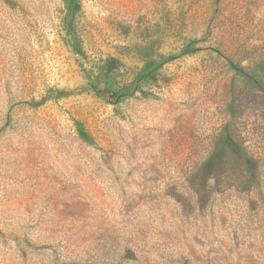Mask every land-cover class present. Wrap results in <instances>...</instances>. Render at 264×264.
<instances>
[{
  "label": "rangeland",
  "instance_id": "1",
  "mask_svg": "<svg viewBox=\"0 0 264 264\" xmlns=\"http://www.w3.org/2000/svg\"><path fill=\"white\" fill-rule=\"evenodd\" d=\"M0 264H264V0H0Z\"/></svg>",
  "mask_w": 264,
  "mask_h": 264
},
{
  "label": "trees",
  "instance_id": "2",
  "mask_svg": "<svg viewBox=\"0 0 264 264\" xmlns=\"http://www.w3.org/2000/svg\"><path fill=\"white\" fill-rule=\"evenodd\" d=\"M113 61H111L110 66H114V63H112ZM146 71L147 68H143L139 71L138 76L136 79H134L131 82H128L125 85H119L117 86L116 89H114L113 94L114 95H122V94H126L130 91H134L135 89H142V80H144V78L146 77Z\"/></svg>",
  "mask_w": 264,
  "mask_h": 264
}]
</instances>
